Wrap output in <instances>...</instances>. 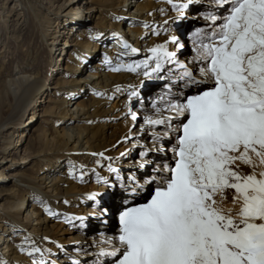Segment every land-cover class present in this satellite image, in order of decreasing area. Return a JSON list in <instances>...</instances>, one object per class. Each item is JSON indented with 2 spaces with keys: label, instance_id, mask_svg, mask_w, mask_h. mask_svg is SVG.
Instances as JSON below:
<instances>
[{
  "label": "snow or ice",
  "instance_id": "1",
  "mask_svg": "<svg viewBox=\"0 0 264 264\" xmlns=\"http://www.w3.org/2000/svg\"><path fill=\"white\" fill-rule=\"evenodd\" d=\"M167 3L176 12L173 23L189 19L193 7L205 8L194 17L204 25L190 33L186 62L178 58L185 42L172 34L144 60L111 69L137 75L142 69L146 79L168 83L143 117L144 126L161 129L152 132V147L136 145L139 159L127 176L109 163L115 181L97 174V182L112 191L88 196L102 216L115 212L119 223L118 234L101 241L108 247L100 248L94 264H264V0ZM121 42L120 55L138 52ZM105 63L111 64L107 56ZM142 86L129 92L125 115L133 121L138 114L131 101ZM244 166L252 171L243 173ZM106 194L119 202L104 204ZM75 219L83 224L85 217ZM45 251L33 245L28 254L41 256L33 264H47Z\"/></svg>",
  "mask_w": 264,
  "mask_h": 264
},
{
  "label": "bare ground",
  "instance_id": "2",
  "mask_svg": "<svg viewBox=\"0 0 264 264\" xmlns=\"http://www.w3.org/2000/svg\"><path fill=\"white\" fill-rule=\"evenodd\" d=\"M132 2L133 5L136 3V11L138 12L134 18L131 17L133 15L131 12ZM47 3L50 4L51 0ZM80 3H82L83 7L87 5L89 11L93 9L94 4L96 5L98 3L102 7L101 15L103 14L105 19L101 20L97 26H93L88 21V18L87 20L80 21L78 18H72L79 17L78 14L71 15V18L67 17V23L63 24L61 28L59 27L57 36L50 45L51 62L52 64L54 63L53 70L57 67L59 68L58 71L60 70L57 58L63 52L69 50V59L65 62V69L68 70V75L58 77L54 82L55 86H59L63 90V95L56 96L54 99L51 93H49L46 102L49 100L50 103L47 105L48 107L45 106L42 108L43 113L57 112L60 115V119L56 121L62 124V126L57 128L55 133L48 132V129L44 128L41 132H38L39 134L37 133L35 135L37 137L35 141H28L27 149L31 152L47 145L50 146V151L44 157L41 172L38 176V179L41 181L40 184L30 186V183H24V185L19 183L16 184V188L13 190L15 199L10 202L9 211L4 213L5 218L3 221L5 223L3 225L0 224V239L9 230V234L6 235V241L10 240L6 242L5 246V249H8L9 255L6 257L5 254H2L0 264H33V261H39L41 259L40 254H33L31 256L28 254L32 249L31 246L25 247L17 242V238L24 234H28L29 238L33 241L34 239L39 240L40 243L44 242L45 238L48 240L51 237L54 238L57 235H61L59 237L60 240L48 244V248L60 249L61 254L57 255L59 259L54 256L55 261L69 260L67 257L71 255L67 254L68 252L66 250L73 249L75 251L73 252L74 254L83 256L80 264H94L100 248L102 246L105 248L108 247V245H102L101 241L118 234L119 227L114 228L112 225H107L104 222V218L103 220L96 221L91 217L92 222H89L86 226H84V223H80L79 219H75L76 217H83L84 215H74L73 213L78 212L84 214L82 211L89 209V201H86L82 195L87 194V192L95 187H98L100 190L105 186L104 184L98 186L97 174L103 177L102 174L108 170V165L111 160L125 158V156L121 157L120 154L121 152H125L130 147L129 145L139 142V145L144 146L148 138H150L148 144L151 145L152 132L155 130L161 131L159 128L151 129L146 126L149 129L147 130L149 134L140 138L133 137L135 132L133 131L134 121L130 116H126L125 114L129 111V92L132 90V86L140 85V80L144 79L142 69L140 70V75H137L135 72H130L123 67L120 71H112L111 69L113 67H120L122 64L127 65L132 62L142 61L150 54L148 52L150 48L157 44H163L168 40L170 35H179L183 32L189 38L190 33L195 27L204 25V22L194 18L198 10H205L203 7H193L192 9L196 8L197 10L189 13V19L179 23H173V19L170 20V18L176 15V12L167 3V0H71L68 4H63L59 9L67 7L64 12L68 15L71 11H67V9L70 8L73 10ZM125 3L128 5L126 9L124 6ZM140 13H142L141 16ZM45 19L47 22L51 21L47 17ZM69 19H71L72 23L69 22ZM166 20L168 21L167 24L164 23ZM145 21L150 24L149 29L143 27L146 23ZM129 22L131 23L128 25L129 31L144 35L142 39L137 38L136 41L130 40L129 32L124 29L125 24ZM139 23H144V25L139 27L137 25ZM154 30L159 31V35H154ZM68 32L71 34V39H67L63 46L62 40ZM113 33L116 35L114 36ZM61 35L62 39L59 40ZM121 38L126 39L133 47L142 43L144 48L141 54L138 56L136 54L120 55L121 52L125 51L122 49ZM105 43L106 45H104ZM107 43L108 45L112 44L114 46L108 48ZM66 45H70V47L66 49ZM171 46L169 45V49ZM101 47H103L102 52L100 50ZM186 47L182 50V53L180 51L178 52L180 61L182 59H187L185 61H188L192 56L191 49L189 48L190 53L188 57L183 58V54L185 55L184 50L187 51ZM105 56L110 59L111 64L105 63ZM24 58L26 67L32 68L35 65L37 57L34 54H30ZM91 59L96 60L90 64V67L93 68H90L87 71V75H85L86 72L84 74L82 72L88 66V61ZM154 80L161 82L160 79H156L155 77ZM42 84L43 78L39 75L34 78L13 77L2 79L0 83V89L2 91L0 93V115L2 114L3 107L8 104L10 105L13 100L20 101L23 97L30 96V101H32L34 95H37L41 91ZM45 87L43 91L47 90V87ZM53 87L51 85V89ZM146 87H148L147 84L137 88L139 97L145 98V93L146 95L149 94L150 90L146 92ZM15 89L19 91L18 95V91ZM165 91L166 88H163V85H157L152 91L151 99H144V102L139 103L142 109L140 111H138V107L134 109L138 114V119L141 120V127L144 126V115L152 114L153 102L158 96L164 94ZM96 93H100V95ZM114 96L119 97L117 100L119 102L118 107H120V110L122 109L117 115L120 114L124 118H120V121L105 123L104 120H106L109 111L114 107V105H111V99ZM145 101H148V103H145ZM73 104H75V109L71 107ZM132 105L133 99L131 101ZM36 114L35 112L33 115ZM141 131L138 134L144 135ZM20 134H23V131ZM129 136H131V139H128ZM128 152L129 155L126 156L128 158L127 162H132L135 157L130 156L132 154L130 150ZM99 153H104V156L101 157ZM153 155L157 156L155 157L156 159H160L159 154L153 153ZM107 157H111L112 159L108 160L106 159ZM2 158L3 156L0 157V159ZM64 161L65 164L63 167L66 165L65 168L68 169L66 171L61 170L63 169V167L61 168V164ZM120 169L123 173L124 168L121 166ZM241 171L249 174L252 169L244 166L241 168ZM7 174L2 173V176L11 180L21 175L17 170L9 172L10 175ZM26 184L28 187L25 186ZM24 187L35 189V192L31 194L33 198L30 199V194L27 193ZM100 192L103 193L102 190ZM116 192H119L118 188ZM231 195L232 193L229 192L228 206H231ZM117 197L113 200L111 195L106 194L103 198L105 199V204L113 207L119 201ZM47 203L52 207H48ZM28 206H31V209L27 210ZM46 207L51 209L52 215L45 211ZM25 210L27 211V216L35 215V220L38 221L37 225L25 223L18 218L22 211ZM66 217L71 219L66 220ZM107 220L110 221L109 219ZM77 223H80V226H84L82 231L74 228ZM30 225L32 228H30ZM88 228H92V230L84 231ZM95 228H99V231L105 232L106 234L101 233L100 237L95 241L86 238L85 240L88 242V245H85V240H77L79 241L78 244H74L76 242L75 240L70 242L69 238L78 234L85 237H87V232H93L95 234ZM4 239L3 243L5 244ZM89 241L94 242L95 246H93L96 247L94 250L91 249L93 246L92 244L89 245ZM59 242H65L63 244L64 247ZM83 242L84 244H82ZM44 254H46V251ZM100 259L104 260L105 258Z\"/></svg>",
  "mask_w": 264,
  "mask_h": 264
},
{
  "label": "rangeland",
  "instance_id": "3",
  "mask_svg": "<svg viewBox=\"0 0 264 264\" xmlns=\"http://www.w3.org/2000/svg\"><path fill=\"white\" fill-rule=\"evenodd\" d=\"M42 1H44V3H42ZM70 1L71 0H51V3L49 4L47 3L49 2V0H0V83L2 79H9L13 77L34 78L35 76L39 75L40 77L43 78V84H42L43 87L37 95H34L32 101H30L31 100L30 96L23 97L20 101L13 100L11 101L10 105L8 104L7 106L5 105L3 107L2 114L0 115V157L3 156V158L0 159V224L2 225L5 223L3 221L5 218L4 213H7L9 211V204L15 199L13 190L14 188H16V184L20 183L24 185V183L27 184L30 183L31 186L36 184L39 185L41 182L38 179V176L41 172L40 170L42 168L44 157L50 151V146L49 145L43 146L31 152L27 149L28 141L30 140L35 141L37 138L35 137V135L39 131L41 132L42 129L44 128L48 129V132L55 133L57 128H60L62 126V124H59L56 121L60 119V115H58L57 112L55 113L42 112V108L50 103L49 100L46 102V100L49 97L48 95L49 93H51V96H53L54 99L56 96L58 97L63 95V90L60 89L59 86L54 85L56 78L68 75V70L65 69V64H66L65 62L69 59L68 58L69 50L63 52L59 56V58H57L58 66H60V70L58 71L59 69L58 67L55 70H53L52 68L54 63L52 64L51 62L50 45L53 43L54 38L57 36L58 29L59 27L61 28L63 24L67 23V17L71 18V15H75V14H78L79 17H72V18L74 19L78 18L80 21L87 20L88 18V21H90L91 25L93 26H97L101 20L105 19V16L103 14H102L103 16L101 15L102 7L98 3H96V5L94 4L93 9L90 11L87 8V5L83 7L82 3H80L78 4L79 6L73 8V10H71L70 8L67 9V11H71L67 15L64 12V10H66L67 7L61 9L59 8L63 4H68ZM125 5L126 3L124 4V6ZM136 6H137L136 3L133 5L132 2L131 12L133 15L131 17L133 18L138 14V12L136 11L137 9ZM196 10H197L196 8L192 9L189 13H193ZM141 15L142 13H140V16ZM46 17L49 20H51L50 21L51 23L46 21L45 19ZM175 17L176 15L171 17L170 20L174 19ZM198 21L204 22L203 20H198ZM69 22L72 23L71 19H69ZM130 24H131L130 22L128 24H125V28H124L127 32H129L128 34H129V38H131L130 40L136 41L137 38L142 39L144 35L135 34L134 31H129L128 25ZM145 24L149 25L148 27L149 29L150 24H148V22H146ZM137 25L139 27H142L144 23L143 24L139 23ZM70 35L71 34L68 32V34H66L65 37L63 38L62 40L63 46L67 39H71ZM179 35L181 36V34ZM181 38L183 37L181 36ZM184 38L183 41L185 42V45L188 48L186 47L187 51L184 50L185 55L183 54V58H187L188 54L190 53V49H189L190 45L187 42V40ZM61 39H62V35L59 38V40ZM104 45H106V43ZM113 46L114 45L109 44L107 47L111 48ZM69 47L70 45L65 46L66 49H68ZM135 48L138 49V52L136 53V56H138L141 54L144 45L141 43L139 45H136ZM100 50L102 52L103 47H101ZM170 50H175V47L172 45L170 47ZM30 54L31 55L34 54L37 57L36 63L32 68L26 67L24 63V59H25L24 57L29 56ZM95 60L96 59H91L88 61L89 62L88 66L84 68L82 72L83 74L84 72H86L85 75H87V71L90 70V68H93L90 67V64L93 63ZM143 78L144 79L140 80L139 84H141V82L143 81V86L146 84L148 86L146 87L147 89L146 92L148 90L150 91L149 94L147 95L145 93L144 95L145 98H142L141 96L133 98V105L131 106L132 111H134V109H136L137 107H138V111L142 109L141 106H139V103L144 102V99H149V98L151 99L152 91L155 89V87H157V85H163V88H166L165 85L166 83H168V81L166 80L163 81L162 79H160L161 82H157L156 80H154V78L153 80L146 79L145 77ZM154 83H160V84H154ZM51 85L52 87L53 86L55 87L51 89ZM45 86L47 87V90L43 91ZM0 93H2L1 89H0ZM18 93L19 91L17 92V95ZM118 99L119 97L117 96H114L111 99V105H114V107H112L111 110L109 111L106 120H104L105 123L120 121L122 118H124L121 117L120 114L117 115L122 110V109L120 110V107H118L119 104V102H117ZM145 103H148V101H145ZM71 107L75 109V104H73ZM24 108L25 110L23 111ZM35 112L37 114L33 115ZM39 113L40 115H38ZM141 124H142L141 120L139 119L134 121V128H133V131H135L133 134L134 138H140L142 136H145L146 134H149V132L147 131L149 129H147L146 126H144L146 128L143 127V130L141 131L142 129ZM33 125L35 126L33 127ZM106 128H108V126H106ZM21 131H23V134H20ZM140 131L141 133H144V135H139ZM147 140L149 141L150 138H148ZM148 141L146 142V144H144V146L152 147V144L151 145L148 144ZM165 142L168 145L169 142L168 141ZM137 144H139V142L129 145L130 147L126 149V151L130 150L132 152V154L130 155L131 157H135L132 160V162H127L128 158L126 156L123 159H119V160L114 159L110 161L113 167L118 166L119 168H121L122 166L124 168V171L122 173L124 176H127L132 170H134L133 166L135 165L136 161L139 159L138 153L140 152L141 148L137 147L136 146ZM153 156L157 157L155 155ZM168 156L169 157L171 156L170 152L168 153ZM64 164L65 161L63 162V164H61V168L63 167ZM65 167L66 165L61 170L62 171L68 170ZM14 170H17V172H19L21 175L19 177H15L13 180L4 178L2 176V173L3 174L8 173L7 175H10L9 172ZM102 175L104 178L109 179V181H115V174L110 173L108 170L106 171V173H103ZM27 184L25 186H27ZM101 184L102 183H99L98 186H100ZM27 187H24V189L27 191V193L30 194L29 197L31 199L33 198V195L31 194L35 192V189L27 188ZM100 190H102L103 193H110L112 191L106 185ZM100 190L98 189V187H95L89 192H87V194L86 193L83 194L82 197H84L86 201H89V206H88L89 209L82 211L84 212V214H80L78 212L73 214L84 215L83 216L85 217V220L83 221L84 226L88 225L89 222H92L91 220L92 217L96 221L103 220L104 218V222L107 225L110 226L112 225V227L118 228L119 227L118 217L116 216L115 212H113V214L109 216H102L100 207H97L93 201L88 199L89 194L93 192H100ZM117 198L119 199V196ZM103 203L104 204L106 203L104 198H103ZM48 204L49 203H47V205ZM48 207L51 208L52 206L48 205ZM28 209H31V206H28L27 210ZM26 216H27V211L25 210L22 211V213L18 218L25 223H31L33 225L38 224V221L35 220L36 218L35 215H28L27 217ZM106 218L109 219L110 221H108ZM79 222L81 223L80 220ZM80 223H77L76 227L74 228L78 229L79 231H82L83 230L82 228L84 226H80L79 225ZM30 228H32L31 225ZM91 230L92 228H88L87 230L84 231H91ZM94 232L96 233L94 234L93 232H87L86 234L87 237L81 236L80 234H78L80 236L76 235L72 238L70 237L69 238L70 242L75 240L76 242H74V244L75 243L78 244L79 241L77 240H85L86 238H88V240L93 239L95 241L100 237L101 233H105L99 231V228H95ZM7 234H9V230H7L6 233L3 234L4 235L3 238H5L4 239L5 244L3 243V238L0 239V260L2 259V254H5L6 257L9 255L8 249H5L6 242H9L10 240L9 239L6 241ZM60 236L61 235H57L54 238L52 237L49 238L48 240L47 238L42 236L45 238V241L40 243L39 240L37 241L36 239H34L33 241L31 238H29L28 234H24L17 238V242L24 245L25 247H29V246L33 247L34 245L36 247L41 248L42 250L45 249L50 250V252L46 251V254L43 255V259L47 261V264L50 263L53 264V262L54 264H72L73 258H75L74 260H79L81 263L83 260V256H79L76 253L74 254L73 252L75 251L73 249L66 250V252H68L67 254L71 255L67 257L69 260L66 261L54 260L55 257L58 258L57 255L61 254L60 249L48 248V244L60 240L59 239ZM59 243L61 246L65 244V242H59ZM91 244L92 246L93 245L95 246L94 242L89 241V245ZM94 246L91 247L92 250L96 248ZM77 252H79V250H77ZM84 258L86 259V257ZM36 259L38 260V258ZM109 263H111L110 260L107 261V264Z\"/></svg>",
  "mask_w": 264,
  "mask_h": 264
}]
</instances>
